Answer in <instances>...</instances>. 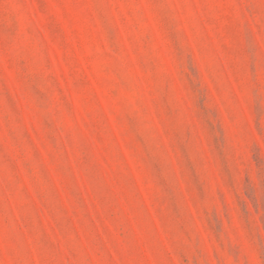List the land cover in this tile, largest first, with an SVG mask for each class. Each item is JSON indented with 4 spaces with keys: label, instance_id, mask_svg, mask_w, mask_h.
Here are the masks:
<instances>
[{
    "label": "rangeland",
    "instance_id": "374dc122",
    "mask_svg": "<svg viewBox=\"0 0 264 264\" xmlns=\"http://www.w3.org/2000/svg\"><path fill=\"white\" fill-rule=\"evenodd\" d=\"M0 264H264V0H0Z\"/></svg>",
    "mask_w": 264,
    "mask_h": 264
}]
</instances>
